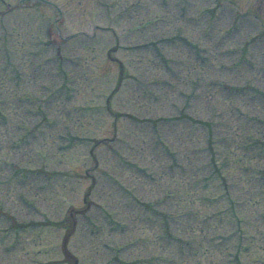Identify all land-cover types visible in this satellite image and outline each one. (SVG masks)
Wrapping results in <instances>:
<instances>
[{
    "label": "rangeland",
    "instance_id": "rangeland-1",
    "mask_svg": "<svg viewBox=\"0 0 264 264\" xmlns=\"http://www.w3.org/2000/svg\"><path fill=\"white\" fill-rule=\"evenodd\" d=\"M55 1L62 34L96 29L95 43L59 41L49 7L0 3V264H74L73 255L76 264H264V0ZM174 33L206 43L213 66L223 49L214 50L215 39L229 56L218 62L225 66L233 43L238 75L191 62ZM110 34L127 49L117 54L132 76L108 113L105 92L118 70L105 54ZM153 37L167 39L158 44L169 66L150 45L138 48ZM16 67L36 82L42 103L13 88ZM206 75L228 88L207 87ZM122 108L138 118L183 111L201 121L114 118ZM85 215L99 230L88 232ZM113 218L125 230H110ZM65 225L73 230L66 256Z\"/></svg>",
    "mask_w": 264,
    "mask_h": 264
},
{
    "label": "flooded vegetation",
    "instance_id": "flooded-vegetation-1",
    "mask_svg": "<svg viewBox=\"0 0 264 264\" xmlns=\"http://www.w3.org/2000/svg\"><path fill=\"white\" fill-rule=\"evenodd\" d=\"M28 2H29V3H27V2H26V3H22V5H26V4H31V5H32V4L37 3V2H35V1H33V2H32V1H28ZM5 4H6V5H4L5 7H8V8L11 7V6L8 5V4H9L8 2H6ZM20 6H21V5H20Z\"/></svg>",
    "mask_w": 264,
    "mask_h": 264
}]
</instances>
